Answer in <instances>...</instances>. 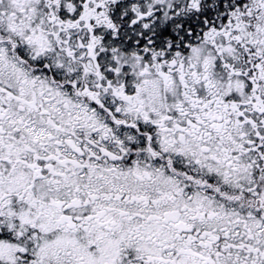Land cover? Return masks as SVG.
Listing matches in <instances>:
<instances>
[{"label":"snow or ice","instance_id":"1","mask_svg":"<svg viewBox=\"0 0 264 264\" xmlns=\"http://www.w3.org/2000/svg\"><path fill=\"white\" fill-rule=\"evenodd\" d=\"M0 264H264V0H0Z\"/></svg>","mask_w":264,"mask_h":264}]
</instances>
